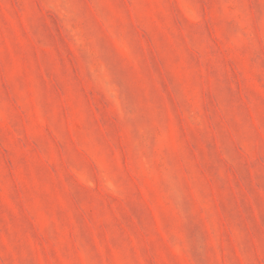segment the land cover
<instances>
[{
	"label": "rangeland",
	"instance_id": "374dc122",
	"mask_svg": "<svg viewBox=\"0 0 264 264\" xmlns=\"http://www.w3.org/2000/svg\"><path fill=\"white\" fill-rule=\"evenodd\" d=\"M0 264H264V0H0Z\"/></svg>",
	"mask_w": 264,
	"mask_h": 264
}]
</instances>
